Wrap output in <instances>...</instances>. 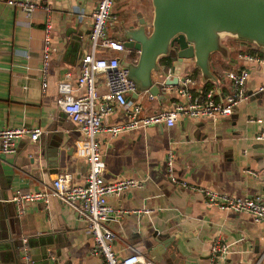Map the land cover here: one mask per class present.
Here are the masks:
<instances>
[{"label": "crops", "instance_id": "0c3cea01", "mask_svg": "<svg viewBox=\"0 0 264 264\" xmlns=\"http://www.w3.org/2000/svg\"><path fill=\"white\" fill-rule=\"evenodd\" d=\"M97 1L42 2L50 9L54 52L48 63L47 86L41 93L43 13L37 9L25 16L0 0V129L41 130L35 142L23 137L16 142L14 155L0 156V264H24L23 247L30 264H53L49 254L54 256L55 264L101 262L90 253L92 239L85 222L67 206L51 198L46 205L26 206L18 217L10 202L15 190H48L52 180L62 173L70 175L73 185L84 182V161L72 152L64 156L79 134L56 106L55 84L64 73L74 78L81 56L89 54L90 15ZM112 13L117 23L107 35L116 40L120 23H137L138 19L150 22V1L114 0ZM232 48H227L224 56L211 55L208 65L214 81L223 72L244 66L236 58L237 52L264 55L251 45L237 44ZM112 56L115 54L110 52L101 55ZM132 57L127 53L129 62ZM169 61L168 70L173 71L167 81L185 74L198 80L191 60ZM247 67L246 90L250 96L229 117H183L170 128L150 125L115 138L104 131L96 136L104 163L103 181L141 182L138 187L107 199L108 205L120 212V217L108 218L103 223L113 234L111 248L115 256L137 255L151 264H207L209 243L217 238L228 248L223 264H264V222L253 223L247 214L208 207L200 193L172 185L165 176V155L171 151L172 170L178 181L228 198H264V92H256L264 85V65ZM164 74L162 71L159 79L153 74V83L161 81ZM96 92L106 93L99 77ZM168 97H143L137 101L143 114L148 115L167 110ZM248 119L261 123H247ZM124 121L122 111L116 110L101 120V127ZM260 133L263 141L254 142L253 138ZM64 139L67 143L55 163L53 154ZM22 239L26 240L25 246ZM155 240L165 242L166 248L155 251L160 245Z\"/></svg>", "mask_w": 264, "mask_h": 264}, {"label": "built area", "instance_id": "2783aa9c", "mask_svg": "<svg viewBox=\"0 0 264 264\" xmlns=\"http://www.w3.org/2000/svg\"><path fill=\"white\" fill-rule=\"evenodd\" d=\"M43 1L5 0L6 6L16 8L25 16H29L37 9L43 13L39 70L41 93L47 86L48 63L54 52L50 40L52 27L50 9L42 4ZM113 1L98 0L90 15L91 22L87 35L90 52L81 56L78 74L71 78L69 73H64L55 84L56 106L76 127L79 134V138L73 143L72 153L86 165L83 184L73 185L70 175L62 173L52 180L48 190L37 192L15 190L10 202L19 217L23 214L26 206L34 203L46 205L48 200L53 198L67 206L79 219L85 222L92 239L90 253L101 260L100 264H151L137 255L119 258L112 251L113 234L103 226V223L108 218L120 217V212L111 208L107 199L129 188H136L141 182L120 180L106 183L103 181L104 163L96 136L104 131L111 138H115L122 133L137 131L150 125H164V127L170 128L176 120L183 117L194 120L229 117L250 96L246 90L247 65L259 64L263 66L264 55L237 52L236 58L241 60L244 66L223 72L220 78H217L213 83L199 84L197 79L185 74L176 78L174 85H165L164 81L170 79L169 71H167L156 85L164 98L166 95L169 96L170 107L167 110L145 115L137 100L143 97L151 100L153 97L147 92H135L134 85L127 79V72L121 65V62L127 59V52L120 43L107 35V32L117 23L116 17L112 13ZM109 52L114 53L115 56L101 57ZM97 77L102 79L106 88L104 95H98L96 92ZM256 92H264V85L259 87ZM116 110L122 111L125 121L102 128L101 120ZM247 123L260 124L261 120L248 119ZM40 134L39 128L0 129V156L14 155L18 140L28 137V141L33 143ZM253 140L262 142L263 135L260 133ZM172 163L173 153L168 151L165 155V176L170 184L200 193L208 207H214L221 212L230 214H247L253 223L264 222V198H228L218 196L206 189L188 186L177 180L172 170ZM21 242L25 246L26 240L22 239ZM227 254V245L217 238H212L208 247L207 264H223ZM22 257L24 264H30L25 247L22 248ZM48 259L55 264L53 255L49 254Z\"/></svg>", "mask_w": 264, "mask_h": 264}, {"label": "water", "instance_id": "95a60500", "mask_svg": "<svg viewBox=\"0 0 264 264\" xmlns=\"http://www.w3.org/2000/svg\"><path fill=\"white\" fill-rule=\"evenodd\" d=\"M149 1L150 22L143 19L132 24L122 22L116 36L123 49L133 55V65L123 67L136 93L147 92L159 100L164 99L152 81L153 74L158 79L162 76L163 70L158 65L162 58L191 60L199 75L209 73L211 55L224 56L227 52L220 46L225 37L264 51V0ZM204 80L205 83L213 78L208 76ZM175 81L165 80L164 84L174 85ZM66 143L64 139L55 150V163L59 162L60 151ZM72 150L73 147H68L64 156H70ZM159 244L155 251L166 248L165 242Z\"/></svg>", "mask_w": 264, "mask_h": 264}, {"label": "rangeland", "instance_id": "374dc122", "mask_svg": "<svg viewBox=\"0 0 264 264\" xmlns=\"http://www.w3.org/2000/svg\"><path fill=\"white\" fill-rule=\"evenodd\" d=\"M114 24H115V23H114ZM111 29H112V28H111ZM119 30H120V28H119ZM119 30H118V31H119ZM228 40H229V38L226 39V37H225V38L222 40V43L220 44V46H221V47L224 46L223 48H225V50H226L227 48L230 49V47L232 48L234 45H235V47H237V44H236L235 42H230V41H228ZM225 46H226V47H225ZM121 64H122V66H124V67H125V66L127 67V66H130V65H133V63L129 62V59H125L124 61L121 62ZM209 73H210V72H209ZM209 73L207 72V74H205V75H203V76L199 75V76H198V82L201 83L202 81H205L204 79H207L208 76H209V78H211V75H210L211 73H210V74H209ZM202 77H203L204 79H203ZM196 79H197V78H196ZM215 81H216V79H215ZM215 81H214V79H213L211 82L213 83V82H215Z\"/></svg>", "mask_w": 264, "mask_h": 264}, {"label": "trees", "instance_id": "16d2710c", "mask_svg": "<svg viewBox=\"0 0 264 264\" xmlns=\"http://www.w3.org/2000/svg\"><path fill=\"white\" fill-rule=\"evenodd\" d=\"M228 41H230V42H235L236 44H238V42L235 41V40H233V39H229ZM251 46H252V45H251ZM225 47H226V46H225ZM253 47H254V46H253ZM230 49H233V48H230ZM254 49H255V51L258 52V53H261V52L263 53V52H264L263 50L260 51L261 49H259V48H257V47H254ZM233 50H234V49H233ZM262 53H261V54H262ZM257 55L261 56L260 54H257ZM158 65H159V67L162 68V70L165 72V71L170 67V61H169V59L162 58V59L159 60ZM194 74H195L196 77H198L197 74H199V72H198L197 69H195Z\"/></svg>", "mask_w": 264, "mask_h": 264}, {"label": "clouds", "instance_id": "9594fccd", "mask_svg": "<svg viewBox=\"0 0 264 264\" xmlns=\"http://www.w3.org/2000/svg\"><path fill=\"white\" fill-rule=\"evenodd\" d=\"M238 44H239V43H238ZM131 61H133V58H132ZM131 61H130V62H131ZM167 71H169V70L167 69V70L165 71V74L167 73ZM165 74H164V75H165ZM205 83H207V82H205ZM159 94H160V92H159ZM161 95H162V94H161Z\"/></svg>", "mask_w": 264, "mask_h": 264}, {"label": "flooded vegetation", "instance_id": "af4514ba", "mask_svg": "<svg viewBox=\"0 0 264 264\" xmlns=\"http://www.w3.org/2000/svg\"><path fill=\"white\" fill-rule=\"evenodd\" d=\"M227 39V38H226Z\"/></svg>", "mask_w": 264, "mask_h": 264}]
</instances>
